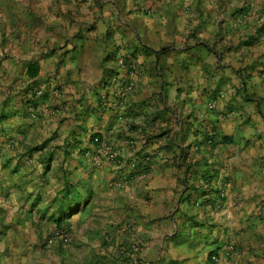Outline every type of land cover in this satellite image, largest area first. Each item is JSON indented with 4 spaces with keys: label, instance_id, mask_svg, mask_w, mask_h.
<instances>
[{
    "label": "crops",
    "instance_id": "1",
    "mask_svg": "<svg viewBox=\"0 0 264 264\" xmlns=\"http://www.w3.org/2000/svg\"><path fill=\"white\" fill-rule=\"evenodd\" d=\"M0 264H264V0H0Z\"/></svg>",
    "mask_w": 264,
    "mask_h": 264
},
{
    "label": "built area",
    "instance_id": "2",
    "mask_svg": "<svg viewBox=\"0 0 264 264\" xmlns=\"http://www.w3.org/2000/svg\"><path fill=\"white\" fill-rule=\"evenodd\" d=\"M118 65H119L120 67H123V66H124V62H123L122 59H119V60H118ZM130 67H131L132 69H134L135 66H134V64L132 63V64L130 65ZM132 86H133L132 84H129V85L125 86L124 88H120V89H119L120 94L123 96L125 93L130 92V91L132 90ZM94 141L97 142V139H95ZM116 186L122 188V187H123V184H116ZM57 235H58L59 237H61L64 241L66 240V234H65L62 230H61L60 232H58Z\"/></svg>",
    "mask_w": 264,
    "mask_h": 264
},
{
    "label": "trees",
    "instance_id": "3",
    "mask_svg": "<svg viewBox=\"0 0 264 264\" xmlns=\"http://www.w3.org/2000/svg\"><path fill=\"white\" fill-rule=\"evenodd\" d=\"M28 74H29V69H28ZM35 74H36V71L34 73L30 72V75H32V76L35 75Z\"/></svg>",
    "mask_w": 264,
    "mask_h": 264
}]
</instances>
